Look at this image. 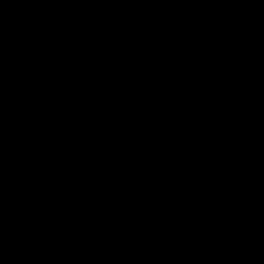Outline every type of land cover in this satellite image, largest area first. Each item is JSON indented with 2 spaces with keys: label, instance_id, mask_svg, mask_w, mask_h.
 I'll use <instances>...</instances> for the list:
<instances>
[{
  "label": "trees",
  "instance_id": "trees-1",
  "mask_svg": "<svg viewBox=\"0 0 264 264\" xmlns=\"http://www.w3.org/2000/svg\"><path fill=\"white\" fill-rule=\"evenodd\" d=\"M0 264H264V0H0Z\"/></svg>",
  "mask_w": 264,
  "mask_h": 264
}]
</instances>
